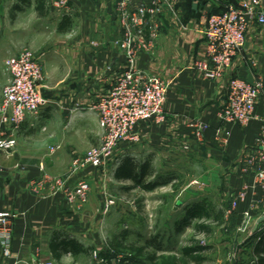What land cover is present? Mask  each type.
<instances>
[{
    "label": "crops",
    "instance_id": "1",
    "mask_svg": "<svg viewBox=\"0 0 264 264\" xmlns=\"http://www.w3.org/2000/svg\"><path fill=\"white\" fill-rule=\"evenodd\" d=\"M55 1H42L40 15V0H0V98L10 80L6 62L24 48H31L37 55L45 75L41 90L45 104L40 114L28 115L17 135L16 148L0 154V212L17 215L12 255L5 259L0 249V264H90L91 254L66 253L57 258L51 248L54 234L66 233L85 248H101L100 225L108 219L102 217L104 199L115 198L108 191L107 178L118 186L120 194L131 190L149 194L160 188L147 192L140 185L135 187L134 181L117 172L119 160L131 157L138 171L150 163L155 172L149 181H154L162 161L187 154L184 146H190L193 152L203 150L206 159L216 164L222 173L218 180L224 192L232 196L245 192L237 216L245 226L246 213L251 214V221L257 218L253 233L259 236L264 231V192L247 160L256 155V142L264 131V102L256 108L259 118L246 127L223 123L220 112L227 103L231 79L248 83L264 79V26L250 28L245 49L224 78L206 81L194 73L193 67L207 55L202 31L208 17L223 9L209 0H170L177 16L165 10L153 19L159 36L153 49L142 51L135 64L169 85L166 121L140 125L137 132L141 141L117 149L110 171L88 169L71 174L73 156L101 142L103 131L94 107L126 70L127 61L117 44L123 37L118 0H69L66 10L54 8ZM242 1L224 0L226 4ZM197 120L208 126L200 142L193 139L190 128ZM44 173L66 176L72 187L81 180L88 181L92 190L84 209L70 207L63 194L46 191L38 196L33 185Z\"/></svg>",
    "mask_w": 264,
    "mask_h": 264
},
{
    "label": "built area",
    "instance_id": "2",
    "mask_svg": "<svg viewBox=\"0 0 264 264\" xmlns=\"http://www.w3.org/2000/svg\"><path fill=\"white\" fill-rule=\"evenodd\" d=\"M209 1L223 11L208 17L202 31L207 55L195 63L193 71L203 80L218 81L224 78L235 58L245 49L250 28L255 25L264 26V5L262 0H243L239 4H226L224 0ZM68 6L69 0L53 3L56 9L66 10ZM165 10L177 16L170 0H151L141 4L137 0H118L117 13L123 37L117 44L125 52L127 68L117 77L110 92L102 96L94 107L103 131L100 146L93 148L84 158L74 160L71 174L88 167L106 170L118 147L124 143L140 142L137 133L140 125L151 121L162 124L166 121L164 106L169 85L161 78L137 69L135 65L142 51L153 49L159 36V29L153 25V19L163 15ZM6 69L10 81L0 100V154L10 153L16 148L17 135L27 116L39 115L45 104L41 93L45 75L34 52L23 50L19 56L7 60ZM260 101L264 102L263 78H258L254 83L233 78L228 85L227 103L220 112V119L225 124L246 127L259 118L256 108ZM190 128L193 139L198 141H202L208 131V126L199 120L191 123ZM221 143L225 144L226 141L222 139ZM256 147L257 153L248 158L247 166L254 171L256 182L264 192V131ZM185 150H189V147L185 146ZM49 185L61 189L60 193L71 204L78 202L80 208L87 203L91 190L85 180L72 187L64 177H53L47 173L34 183L33 188L36 192H44ZM244 198L245 192L238 194L234 206L237 207ZM112 205L113 201L106 203L105 210ZM15 218L10 212H0V248L6 258L12 255ZM251 218V214L246 213L247 225Z\"/></svg>",
    "mask_w": 264,
    "mask_h": 264
},
{
    "label": "rangeland",
    "instance_id": "3",
    "mask_svg": "<svg viewBox=\"0 0 264 264\" xmlns=\"http://www.w3.org/2000/svg\"><path fill=\"white\" fill-rule=\"evenodd\" d=\"M26 49L33 52L29 47ZM125 145L135 146L138 144L124 143L122 146ZM187 147H189V150H185V146L183 149L184 153H187L186 155H177L176 158L166 159V161L160 163L157 176L165 180L171 179V183L161 186L153 193L144 194L141 190H131L120 194L118 186L111 183L107 178L108 191L115 198L104 199L102 217L106 216L105 219L108 218L100 225L103 231L101 240L104 245L101 248L96 247L92 250L90 264H149L144 259H132L127 254L122 257L111 255L110 260H105V263L100 260L103 259L100 256L101 252L107 250V243L122 233L127 235V245L148 246V243L153 240L157 246L163 249V253L166 255L178 252L190 244L191 238L195 236V230L194 227H189L181 232H176L175 223L182 219L187 206L205 200L211 202L217 211H223L225 215V223L223 225H212L213 235L210 238L206 236H197L195 238L200 245L210 246L211 248L205 254L207 258L205 264H240L252 262L251 248L254 243V236L256 235V233H253V230L257 223V218H255V221H251L250 226L242 224L241 219L237 216L238 206H234L236 196L224 192L218 180L222 173L217 169L216 164L211 162L209 158L206 159V154L203 150L200 151L201 149H199L200 152H193L192 149L190 150V146ZM93 148L87 152L85 151L86 153L73 156V162L76 159L84 158ZM115 161L114 158L111 160L108 165V171L111 170ZM72 165L69 173H72ZM88 169L100 173L107 172L106 170L101 171L88 167L79 173L73 174H80ZM64 178L67 179L66 176ZM90 188L92 190L91 184ZM59 190L61 189L49 185L44 192L47 191L50 195L62 194ZM44 192L38 191L36 194L41 196ZM64 199L66 198L64 197ZM111 201L114 202V205L106 211L105 205ZM66 202L70 207L75 208L76 211H82L87 204H84L80 208L78 202L71 204L67 199ZM114 211H119L121 216L119 214L113 215ZM14 215L17 216L16 214ZM154 250V246L150 247V251ZM4 258L9 259L5 256Z\"/></svg>",
    "mask_w": 264,
    "mask_h": 264
},
{
    "label": "trees",
    "instance_id": "4",
    "mask_svg": "<svg viewBox=\"0 0 264 264\" xmlns=\"http://www.w3.org/2000/svg\"><path fill=\"white\" fill-rule=\"evenodd\" d=\"M42 1L44 0H40L38 5V13L40 15L43 14ZM117 172H122L124 179L134 181L135 187L140 185L147 192L154 191L158 187L171 183V179L165 180L160 176L155 178L154 181H149L155 172L152 165L145 163L140 166V170L138 171L136 162L131 157H125L119 160ZM224 216V212L217 211L211 202L206 200L199 201L187 206L182 219L175 223L176 232H181L189 227H194L195 230V236L191 238L190 244L178 252L166 255L163 253V249L157 246L153 240L148 243V246L127 245V235L122 233L107 243V250L101 252L100 256L104 260H110L111 255L122 257L127 254L132 259H144L149 264H205L207 262L205 254L211 248L210 246L200 245L195 238L197 236L210 238L213 235L212 225H223L225 223ZM254 243L251 249L252 262L240 264H264V231L259 236H254ZM153 246L155 250L150 251V247ZM51 248L57 258H60L61 254L66 253L79 255L81 253L91 254L92 252L91 248H85L76 240L71 239L69 235L62 232L54 234Z\"/></svg>",
    "mask_w": 264,
    "mask_h": 264
},
{
    "label": "water",
    "instance_id": "5",
    "mask_svg": "<svg viewBox=\"0 0 264 264\" xmlns=\"http://www.w3.org/2000/svg\"><path fill=\"white\" fill-rule=\"evenodd\" d=\"M262 221H263V220H260V221L258 222V225L255 227V231L258 229V226H259V224L262 223Z\"/></svg>",
    "mask_w": 264,
    "mask_h": 264
}]
</instances>
